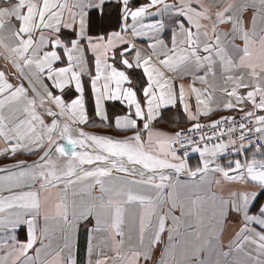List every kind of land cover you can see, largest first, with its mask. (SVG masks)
I'll return each mask as SVG.
<instances>
[{"label": "snow or ice", "instance_id": "obj_1", "mask_svg": "<svg viewBox=\"0 0 264 264\" xmlns=\"http://www.w3.org/2000/svg\"><path fill=\"white\" fill-rule=\"evenodd\" d=\"M0 264H264V0H0Z\"/></svg>", "mask_w": 264, "mask_h": 264}, {"label": "crops", "instance_id": "obj_2", "mask_svg": "<svg viewBox=\"0 0 264 264\" xmlns=\"http://www.w3.org/2000/svg\"><path fill=\"white\" fill-rule=\"evenodd\" d=\"M165 39H168V35L166 34ZM140 43H143V41H140ZM137 76H139V73L137 72L136 74ZM135 82V80H134ZM200 85L197 84V87H199ZM194 103V100H193ZM110 108V114H111V108L112 106H109ZM224 113H217L218 115H222ZM217 118L216 116L211 117V119H215ZM97 123H99V121H97ZM188 124L186 123V116L185 114L182 112V108L180 106H177L176 108H165V109H161V116L158 119V121L156 122V127L159 129H163L166 131H175L178 128H182V127H187ZM94 131H110V130H102V129H95ZM27 159H34L35 157H25ZM197 162V157L195 154H193V156L191 157V163L195 164ZM83 244H84V240H83V236L81 237V253H80V258L83 261L85 254L83 251Z\"/></svg>", "mask_w": 264, "mask_h": 264}, {"label": "built area", "instance_id": "obj_3", "mask_svg": "<svg viewBox=\"0 0 264 264\" xmlns=\"http://www.w3.org/2000/svg\"><path fill=\"white\" fill-rule=\"evenodd\" d=\"M227 113H224V114H222V115H226Z\"/></svg>", "mask_w": 264, "mask_h": 264}]
</instances>
